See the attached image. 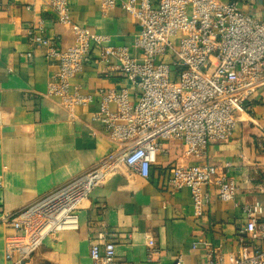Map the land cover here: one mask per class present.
I'll return each mask as SVG.
<instances>
[{
    "label": "crops",
    "instance_id": "crops-1",
    "mask_svg": "<svg viewBox=\"0 0 264 264\" xmlns=\"http://www.w3.org/2000/svg\"><path fill=\"white\" fill-rule=\"evenodd\" d=\"M49 1L0 0V264L17 260L6 258L7 241L17 234L6 223L10 217L117 149L96 119L103 94L126 90L133 102L138 96L117 62H102L99 52L70 80V93L89 97L88 104L69 111L60 97L48 94L59 69L29 31L42 24L40 36L59 48L75 41ZM225 1L264 21V0ZM67 2L75 24L139 55L134 42L141 28L121 7L105 14L99 0ZM245 105L231 139L210 144L205 156L187 157L179 144L165 141L148 179L138 174L109 178L78 213L79 229L45 238L25 264H93L91 245L100 241V233L115 244L114 264H174L179 258L183 264H205L203 243L225 255L235 253L238 231L247 222L241 209L207 187L211 202L205 216L196 219L191 191L173 190L164 171L171 165H214L221 175L234 177L240 206H264V86Z\"/></svg>",
    "mask_w": 264,
    "mask_h": 264
},
{
    "label": "built area",
    "instance_id": "built-area-1",
    "mask_svg": "<svg viewBox=\"0 0 264 264\" xmlns=\"http://www.w3.org/2000/svg\"><path fill=\"white\" fill-rule=\"evenodd\" d=\"M107 14L121 7L141 31L134 42L139 52L108 45V38L73 22L67 0L47 2L60 24L69 26L74 44L59 48L43 36L42 24L29 31L31 41L46 49V59L58 67L49 95L58 96L71 111L91 99L70 93V80L100 53L105 63L116 61L122 76L138 90L109 91L97 120L106 127L117 149L103 160L51 191L7 220L17 234L6 244V258L25 264L45 238L79 229L78 213L96 188L116 175L138 174L144 179L157 164L165 141L182 147L187 157L205 156L207 147L231 139L246 102L264 86V21L242 12L225 0H99ZM264 7V5H263ZM27 56H31L28 54ZM116 105L115 111L110 104ZM175 191H191L194 216H205L214 187L218 197L241 209L246 225L237 234V251L222 254L209 248L205 264H264V206L237 201V183L214 165L165 169ZM0 187H2L0 183ZM91 245L93 264H114L115 244L99 234ZM174 264H183L182 258Z\"/></svg>",
    "mask_w": 264,
    "mask_h": 264
}]
</instances>
